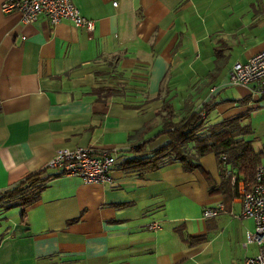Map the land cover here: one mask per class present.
<instances>
[{
  "label": "crops",
  "instance_id": "0c3cea01",
  "mask_svg": "<svg viewBox=\"0 0 264 264\" xmlns=\"http://www.w3.org/2000/svg\"><path fill=\"white\" fill-rule=\"evenodd\" d=\"M70 1L94 21L90 34L0 11V190L78 146L115 153L111 184L47 168L55 175L23 216L0 205V264H223L203 208L222 203L216 217L238 220L242 236L253 221L239 216L237 193H208V181L220 184L212 153L198 159L207 175L178 162L142 173L121 165L143 155L133 148L160 128L164 102L175 112L213 101V119L241 115L264 135V93L226 80L233 62L264 48V0ZM98 87L115 92L98 99ZM199 235L206 241L185 239Z\"/></svg>",
  "mask_w": 264,
  "mask_h": 264
},
{
  "label": "trees",
  "instance_id": "16d2710c",
  "mask_svg": "<svg viewBox=\"0 0 264 264\" xmlns=\"http://www.w3.org/2000/svg\"><path fill=\"white\" fill-rule=\"evenodd\" d=\"M114 92V88L110 87H98L93 90L98 99H105ZM214 104L213 101H208L198 107L185 109L179 118L174 119L176 115L172 106L164 102L157 112L161 119L160 128L133 148L135 154L143 155L126 158L121 167L127 171L142 173L178 162L185 172L197 169L207 175L198 159L206 153H212L216 160L220 184L215 186L208 181V193L224 194L226 187L235 197V183H231L230 178L234 176L235 179L251 180L256 165L264 162L261 160L264 157V149H253L252 128L249 123H242L241 115L213 119L210 114ZM144 128L148 129L147 126ZM160 135L165 136V142L147 152L146 143ZM222 156L224 159H221ZM54 175L48 173L47 167H44L1 189V207L8 209L18 206L20 215L23 216L24 208L37 201L45 183ZM185 239L189 245L194 246L205 242L207 237L186 236Z\"/></svg>",
  "mask_w": 264,
  "mask_h": 264
},
{
  "label": "built area",
  "instance_id": "2783aa9c",
  "mask_svg": "<svg viewBox=\"0 0 264 264\" xmlns=\"http://www.w3.org/2000/svg\"><path fill=\"white\" fill-rule=\"evenodd\" d=\"M116 4V0H111L112 6ZM13 10L19 13L22 22H33L38 16H44L50 24L66 20L75 27L83 28L87 34L94 28V21L82 15L70 0H3L0 3L1 12ZM226 80L231 86H248L251 94H263L264 48L243 62H233ZM114 157L115 153L106 149L62 147L54 150L45 167L78 176L85 183L111 184L109 173ZM230 181L236 186L239 216L253 221V230L246 234V241L254 243L257 248L255 254L243 259L242 264H264V162L256 165L251 180L244 181L232 176ZM222 212V203H217L203 208L201 217L208 219ZM147 227L154 229L156 225L149 224Z\"/></svg>",
  "mask_w": 264,
  "mask_h": 264
},
{
  "label": "rangeland",
  "instance_id": "374dc122",
  "mask_svg": "<svg viewBox=\"0 0 264 264\" xmlns=\"http://www.w3.org/2000/svg\"><path fill=\"white\" fill-rule=\"evenodd\" d=\"M185 109L175 110V119L183 114ZM254 137V136H253ZM252 147L254 150L259 151L264 149V135L261 137H254L252 140ZM264 160V157L261 158ZM229 216V215H227ZM227 216L213 217L208 221V236L210 239L215 238L210 242V247L221 248L219 262L223 264H235V262L242 264L245 257L251 256L255 253L256 245L249 243L247 250L244 252L242 243L246 240V235H241L238 220L229 219ZM228 218V223L225 222ZM217 233V235H215Z\"/></svg>",
  "mask_w": 264,
  "mask_h": 264
}]
</instances>
